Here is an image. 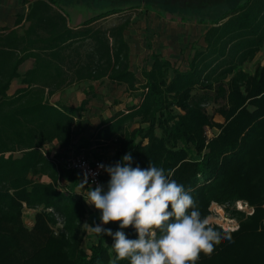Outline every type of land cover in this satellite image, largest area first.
Wrapping results in <instances>:
<instances>
[{"label":"trees","instance_id":"1","mask_svg":"<svg viewBox=\"0 0 264 264\" xmlns=\"http://www.w3.org/2000/svg\"><path fill=\"white\" fill-rule=\"evenodd\" d=\"M85 5L91 14L71 25L59 0H0V264H110L115 258L110 236H100L89 251L82 246L101 213L76 194L80 177L63 163L73 153L106 163L87 139L72 145L87 127L98 144H117L107 166L125 154L133 167L151 162L191 189L203 217L217 203L238 221L234 231L210 223L221 243L196 264H264V62L253 71L244 67L264 45V0H247L205 28L195 26L185 47L181 36L167 33V14L153 5ZM139 7H145L139 25L127 15L101 23ZM165 39L174 55L161 51ZM133 41L145 45L140 65ZM27 60L32 67L21 71ZM18 78L22 86L10 93ZM94 81L124 87L134 102L103 117L105 105L93 102L101 93L93 88L78 105L54 99ZM109 179L105 172V190ZM239 201L253 213L238 208ZM25 209L37 210L32 227ZM124 231L137 238L132 227Z\"/></svg>","mask_w":264,"mask_h":264},{"label":"clouds","instance_id":"2","mask_svg":"<svg viewBox=\"0 0 264 264\" xmlns=\"http://www.w3.org/2000/svg\"><path fill=\"white\" fill-rule=\"evenodd\" d=\"M99 168L110 176L107 190L89 187L85 201L101 213V224L89 226L91 230L113 239L110 264H196L201 253L211 255L221 243V232L202 216L191 189L171 179V172L151 162L147 168L133 167L131 154ZM110 222L119 223L115 233L101 226ZM129 227L137 238H128L124 229Z\"/></svg>","mask_w":264,"mask_h":264},{"label":"rangeland","instance_id":"3","mask_svg":"<svg viewBox=\"0 0 264 264\" xmlns=\"http://www.w3.org/2000/svg\"><path fill=\"white\" fill-rule=\"evenodd\" d=\"M59 1L64 4L65 10L70 15L71 25H75L76 23L82 21L83 19H85L91 14L90 13L91 6L85 5V3H76V2H73V0H59ZM236 5L238 4L237 3H226V4H220V5H200V4H193V5L168 4L166 5V4H161V5H153V7L160 12L167 11L170 13V14H167V18H166L167 23H165L167 33L170 36H175V35L181 36L180 43L183 47H185L187 46L185 37H187V39H190L191 32L192 30H194L195 26L197 27L199 25L198 27L205 28L206 26L210 25V22H209L210 20L220 17L223 13H225L226 11H228L229 9H231L233 6H236ZM177 10H182L184 12L186 11L187 15H183L182 17H180L178 14H176V12H178ZM144 11H145V7H139V8L130 10V11L123 12V13H116L111 16H108L105 20H102L101 23L108 26V25L118 22L122 18L123 15H127L131 17L132 21L135 22V24L139 25V22L141 21L140 13ZM192 11H197V12L206 11L208 16L204 14L203 15L204 17L202 18L200 17L194 18L192 17L191 13H188ZM208 12H210L211 14L209 15ZM172 17L175 19L170 20ZM204 20H207L208 22L200 23L201 21H204ZM132 31L135 33V30H132ZM140 44L142 46H145L144 43L142 42H140ZM140 44L138 45V43L134 41L132 42V48L134 49V51H136V53L134 54L137 55L136 57H134V61H136L139 65L142 64V56H143V55L140 56L141 54H143L140 51V49H142ZM161 51L163 52L164 55L170 56V55L175 54L176 48L174 45L170 43L169 39H165L163 43V47H161ZM263 62H264V45L262 46L261 51L255 57V59L252 62L245 64L244 67L245 69L249 71H253L254 67L257 64L263 63ZM21 71H24V70L22 69ZM19 83H20V79L19 78L15 79L12 88L14 89L17 85H19ZM97 85H98V90L95 89L96 88L95 85H92L91 87L86 86V88L88 87L89 89L93 88L94 90L99 91L101 93V95H99L98 98H94L93 102H95V105H97L98 107H102L105 105L103 117L109 116L110 114L114 113L115 110L123 109L127 105L134 102V99H132V97H129L127 93L124 91V87H118V88L116 87L115 89L113 87H110V83L108 81H104ZM72 91L73 93L69 96L76 97L77 94H80V91L78 90V88H75ZM111 93L114 95L115 99L112 97L109 98ZM65 96L67 97L68 94H65ZM100 96L104 97L103 101L101 100ZM54 99H58V95L55 96ZM102 103L103 105L100 106ZM215 118L218 121H223V118L221 116L216 115ZM95 122H97V119L95 120ZM87 128L89 129L84 131L83 136H85L86 139L89 141V146H88L89 150L93 153H99L106 160V163H108L110 158L114 155V153L117 150V144L113 141H108L104 145L98 144L95 138L90 134V131H89L90 127H87ZM215 131L217 132L218 130L215 129ZM64 182L66 181L64 180ZM87 189L88 188L85 186L84 188L77 186L75 188V191L78 196L79 195L83 196L86 199ZM240 202H241L242 207L240 206ZM240 202L236 203V206L238 208H241L247 211L248 214L253 213V208L250 207L248 203L244 201H240ZM89 206L94 207L92 205H89ZM210 209H211V214L207 217V219L209 220V223L214 224V225H219L224 230H228V231H234L239 228L238 221L236 219L230 218L228 215V212L224 209V207L218 205L217 203H212ZM36 212L37 210H34V209L24 210L23 219H24L25 224L28 227H32L34 225ZM263 224H264V220H263ZM101 226L104 228L111 229L113 233L119 230L117 227V223L110 222L107 225H101ZM99 237L100 236L94 233L91 229H88L85 235L84 241L82 243V246L87 251H89L91 245L96 243ZM252 239L259 240V236L253 235Z\"/></svg>","mask_w":264,"mask_h":264},{"label":"built area","instance_id":"4","mask_svg":"<svg viewBox=\"0 0 264 264\" xmlns=\"http://www.w3.org/2000/svg\"><path fill=\"white\" fill-rule=\"evenodd\" d=\"M209 135H211L210 131ZM63 163L67 169L74 171L80 177L81 183L84 186H89L93 189L97 185L104 186L103 176L105 171L99 168V165L103 164L107 166V164L102 159L90 157L85 153H73L68 155ZM85 178L87 179V183H84Z\"/></svg>","mask_w":264,"mask_h":264},{"label":"flooded vegetation","instance_id":"5","mask_svg":"<svg viewBox=\"0 0 264 264\" xmlns=\"http://www.w3.org/2000/svg\"><path fill=\"white\" fill-rule=\"evenodd\" d=\"M247 0H73V2L76 3H85V2H103V3H124V4H141V5H161V4H187V5H193V4H200V5H220V4H226V3H237L242 4L245 3ZM234 7V6H233ZM176 14H178L180 17L183 15H187V12L182 10H177ZM164 12V11H163ZM166 14H170L169 12L165 11ZM192 14V17H204L203 15H207L206 11H192L188 12ZM209 15L211 14L208 12ZM195 15V16H193ZM172 16V15H171Z\"/></svg>","mask_w":264,"mask_h":264},{"label":"crops","instance_id":"6","mask_svg":"<svg viewBox=\"0 0 264 264\" xmlns=\"http://www.w3.org/2000/svg\"><path fill=\"white\" fill-rule=\"evenodd\" d=\"M82 21L76 23L75 25H78ZM32 65H33V60H27L26 62H24L22 64L21 70L23 69L25 71V70L29 69L30 67H32ZM14 81H13V83H14ZM13 83H12V86H13ZM99 83H101V82L100 81H94V82H82V83H79V84H75V85L69 87L68 89H66L63 93L58 94V99L57 100H60L63 103H70V104L78 105L86 97L85 92H86L87 89H89V87L86 88V86H90L91 87L92 85H95L96 86L95 89L98 90V85L97 84H99ZM12 86H11V89H10V93H13L18 87H20L22 85L19 83V85H17L14 89L12 88ZM75 88H78V90L80 91V94H77L76 97L69 96V95H71L73 93L72 90H74ZM69 92H71V93H69ZM65 94H68V96L66 97ZM85 139H86V137L83 136V133H78V135L75 136L72 145L73 146L74 145H79L82 142H84ZM55 149L58 150L59 147H57Z\"/></svg>","mask_w":264,"mask_h":264},{"label":"bare ground","instance_id":"7","mask_svg":"<svg viewBox=\"0 0 264 264\" xmlns=\"http://www.w3.org/2000/svg\"><path fill=\"white\" fill-rule=\"evenodd\" d=\"M239 202H240V201H239ZM240 206L242 207L241 202H240Z\"/></svg>","mask_w":264,"mask_h":264}]
</instances>
